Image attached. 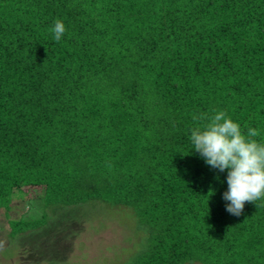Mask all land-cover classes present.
Instances as JSON below:
<instances>
[{
	"label": "trees",
	"instance_id": "1",
	"mask_svg": "<svg viewBox=\"0 0 264 264\" xmlns=\"http://www.w3.org/2000/svg\"><path fill=\"white\" fill-rule=\"evenodd\" d=\"M93 202L122 264H264V0H0V238Z\"/></svg>",
	"mask_w": 264,
	"mask_h": 264
},
{
	"label": "rangeland",
	"instance_id": "2",
	"mask_svg": "<svg viewBox=\"0 0 264 264\" xmlns=\"http://www.w3.org/2000/svg\"><path fill=\"white\" fill-rule=\"evenodd\" d=\"M24 193L29 195L27 190ZM26 197L15 199L10 216L37 212L31 203L23 204ZM62 212L47 210L52 225L41 235L10 243L0 238V264H122L139 252L141 242L134 222L123 210L111 211L93 202L77 209L67 224ZM5 221L0 212V231H6Z\"/></svg>",
	"mask_w": 264,
	"mask_h": 264
}]
</instances>
